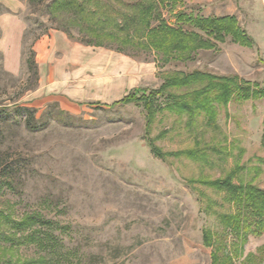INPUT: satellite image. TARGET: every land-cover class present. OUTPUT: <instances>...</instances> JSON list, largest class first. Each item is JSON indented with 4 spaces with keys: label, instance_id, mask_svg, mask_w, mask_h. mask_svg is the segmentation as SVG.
I'll list each match as a JSON object with an SVG mask.
<instances>
[{
    "label": "rangeland",
    "instance_id": "rangeland-1",
    "mask_svg": "<svg viewBox=\"0 0 264 264\" xmlns=\"http://www.w3.org/2000/svg\"><path fill=\"white\" fill-rule=\"evenodd\" d=\"M16 1L20 3L16 12L0 4V15L14 14L23 24L15 73L6 71L0 52V162L1 169L11 166L15 172L14 187L8 189L0 169V211L14 212V218L41 211L57 224L55 234L64 250L77 251L73 264H211L212 250L202 245V230L218 234L222 230L218 214L232 212L233 207L224 192L194 182L235 172V184L249 183L264 190V98L232 100L226 107H217L214 127L207 126L201 114L188 120L185 114L163 111L147 135L140 106L62 103L54 93H38L35 54L33 63L29 62L32 45L56 31L79 44V54L103 49L106 62L117 65L115 57L123 56L135 68L123 73L126 94L136 87L156 89L168 75L195 70L236 77L243 86L259 90L264 85V0H177L172 9L161 5L162 19L174 27L179 12L203 18L235 16L254 43L249 48L227 37L225 43H215L214 50L193 54L190 61L163 64L153 52L126 46L119 51V45L109 40L100 41L101 47L93 46V32L80 27L75 11L51 8L56 0ZM100 1L111 6L114 17L117 12L128 15L131 11L125 4L140 0ZM119 20L122 17H114V22ZM156 24L154 20L152 26ZM109 28L115 27L107 25L102 30ZM52 104L75 119L66 124L49 120L44 128L30 131L24 125V112L16 109L31 108L39 118ZM149 139L160 153L169 155L165 160L150 152ZM200 147L206 161L172 156ZM227 235L223 237L227 244L235 241ZM262 246L264 233L248 236L240 252L230 253L234 264H242L250 255L264 258L258 251ZM19 252L23 257L40 254L24 243Z\"/></svg>",
    "mask_w": 264,
    "mask_h": 264
},
{
    "label": "trees",
    "instance_id": "trees-1",
    "mask_svg": "<svg viewBox=\"0 0 264 264\" xmlns=\"http://www.w3.org/2000/svg\"><path fill=\"white\" fill-rule=\"evenodd\" d=\"M177 0H140L125 4L131 12H117L114 17L122 20L114 22L112 8L100 0H56L51 4L55 11L72 9L80 17V27L91 30L94 36L93 46H102L103 39L115 42L118 50L124 47L139 48L153 52L158 62L168 63L172 60L186 62L193 59L198 51L214 50L215 43H225L230 37L231 42L252 48L254 43L245 30L239 26L235 16L199 17L179 12L175 16L177 26L169 25L161 17L160 6L172 9ZM117 19V18H115ZM157 24L152 26V22ZM78 23V24H79ZM191 26L195 31H186L180 25ZM107 25L113 29L103 31ZM101 29V32L98 30ZM111 29V30H110ZM34 52L31 51L30 61ZM179 92V93H178ZM264 98V85L259 90L251 86H243L236 77H221L206 72H177L164 78L156 89L136 87L131 89L122 99L110 106L133 104L145 111V132L148 135L157 114L163 111L173 112L178 116L185 114L194 119L204 115L205 124L215 126L219 106L226 107L232 100L246 102L251 99ZM48 110L39 118L35 111L28 107H17L24 112V125L30 131L44 128L49 120L68 123L75 118L58 109L56 104L49 105ZM261 143H264V117L262 119ZM1 134V132H0ZM150 152L159 159L169 156L160 153L148 140ZM197 145V144H196ZM171 156V155H170ZM174 158L184 157L193 162L206 161L204 149H187L172 154ZM0 162V169H1ZM5 177L2 184L8 189L14 187L11 166L1 169ZM235 172L216 180L197 178L194 183L224 192L225 200L233 207L232 212L218 214V222L222 230L212 233L209 229L202 230V245L210 248L211 264H234L231 252L238 253L247 242L248 236L259 237L264 233V190L252 184H235ZM14 214V212H13ZM11 212L0 211V252L3 259L0 264H73L72 257L76 250L65 251V246L55 234L57 224L48 219L41 211L23 213L14 218ZM232 235L235 241L223 237ZM27 244L37 249L40 254L35 257H23L19 252L20 244ZM264 254V246L258 249ZM230 254V255H229ZM242 264H264L263 255L260 259L250 255Z\"/></svg>",
    "mask_w": 264,
    "mask_h": 264
},
{
    "label": "crops",
    "instance_id": "crops-1",
    "mask_svg": "<svg viewBox=\"0 0 264 264\" xmlns=\"http://www.w3.org/2000/svg\"><path fill=\"white\" fill-rule=\"evenodd\" d=\"M0 4L11 12H16L20 6L16 0H0ZM22 34L23 24L19 17L11 13L0 15V52L9 73L17 70L16 58L20 54ZM32 50L39 67L38 93H54L56 100L61 99L62 103L87 101L112 104L126 95L127 84L123 73L129 67L135 70L123 56L115 57L118 65L106 62L107 53L103 49L96 52L85 50L86 56L79 54L80 45L56 31L35 40ZM57 55L59 59H56Z\"/></svg>",
    "mask_w": 264,
    "mask_h": 264
}]
</instances>
